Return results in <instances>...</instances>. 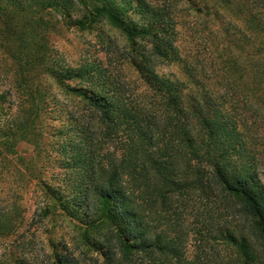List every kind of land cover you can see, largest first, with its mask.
I'll return each instance as SVG.
<instances>
[{"label":"trees","instance_id":"1","mask_svg":"<svg viewBox=\"0 0 264 264\" xmlns=\"http://www.w3.org/2000/svg\"><path fill=\"white\" fill-rule=\"evenodd\" d=\"M79 1L80 6L78 0H0L3 26L23 37L21 84L29 91L30 107L21 116L18 133L40 146L43 131L37 121L43 117L45 94L40 86L32 90L27 85L40 81L42 74L80 100L71 111L75 124L59 131V135L67 131L58 143L62 184L53 187L39 181L54 200L53 206L83 223L81 239L87 251L93 247L104 255L106 264H195L186 257V217L173 202L197 191L208 223L203 234L207 241L236 248L243 264H264L245 228L224 218L225 212L241 216L256 230L252 233L264 239V182L257 173L255 137L246 118L226 108L211 86L198 79L194 67L188 66L191 83L159 70L162 64L184 62L170 8L145 0H121L118 6L112 0H90L92 5ZM130 10L139 16L132 23L122 16ZM47 12L58 13L68 26L89 28L104 17L119 27L130 44L123 59L137 70L147 92L130 100L107 67L96 61L76 67L47 62L41 38L43 32L58 29L57 20L45 19ZM249 14L244 27L236 28L243 35L233 45L238 48L241 41L260 40L258 46L252 45L259 62L247 71L251 80L244 84V64L236 56L229 58L227 75H237L228 84L234 95L245 91L264 108V17ZM26 64L32 66V75ZM107 84L113 93L109 86L104 91ZM20 209L18 204L0 207V233L14 230ZM51 210L47 204L42 214L48 216ZM69 257H60L58 264H80L74 253Z\"/></svg>","mask_w":264,"mask_h":264},{"label":"rangeland","instance_id":"2","mask_svg":"<svg viewBox=\"0 0 264 264\" xmlns=\"http://www.w3.org/2000/svg\"><path fill=\"white\" fill-rule=\"evenodd\" d=\"M87 1L88 5H92L90 0ZM120 1L111 2L118 6ZM145 1L155 6L168 7L172 11L176 21V41L184 60L171 65L162 64L159 70L173 73L191 83L188 71V66L191 65L199 72L198 79L211 86L226 108L246 118L250 135L256 141L257 173L264 182V108L256 96L253 98L245 91L242 96L234 95L228 81H232L237 74L232 77L227 75V62L229 58L236 56L245 67L241 70L243 83L251 80L247 71L250 73L251 68H256L259 62L252 45L258 46L260 40L252 38L248 44L241 41L238 48L233 44H237L235 38L242 37L243 34L236 28L244 27V19L249 13L264 17V1ZM78 2L80 6L81 3L79 0ZM81 7L85 12V6ZM55 14L57 16H53ZM122 16L129 23L137 21L139 17L134 10H130L128 14L122 12ZM44 17L51 23L53 20L58 21V29H49L46 34L43 32L41 38V45L47 49V62L50 61L55 66L76 67L84 61H96L101 67H107L114 80L120 84L123 94L130 100L140 98L142 93L147 92L137 70L123 59L130 44L119 27L104 17L96 19L89 28L68 26L55 12H47ZM227 29L230 30L228 34ZM15 31L6 29L0 20V95H3L0 99V207L9 208L14 204L21 206L15 216L17 225L14 230L11 233H0V264H58L60 257L70 258L71 253L80 258V264H106L104 255L93 247V250L87 251L88 246L81 239L85 230L83 223L64 214L60 206L55 208L54 200L46 194V186L39 182L42 179L53 187L62 184L64 174L57 161L58 143L63 141L67 131L61 135L59 131L71 125V111L80 100L54 82L48 74H42L44 77L40 76V81L29 82L27 85L32 90L38 85L45 94V102L41 103L44 106L43 117L37 121V125H42L43 131L38 141L40 146L37 148L33 141L18 133L21 116L29 109L30 103L29 91L25 92L21 84V68L25 64L22 57L23 37ZM230 39H234L232 43ZM141 42L142 45L145 44L144 40ZM25 67L28 73L32 71L30 64ZM108 86V91L113 93L114 89L110 84L104 85V91H107ZM8 134L12 137H7ZM64 191L68 194V191ZM47 204L52 206V210L48 216H44L42 213ZM173 204L178 205L186 217L185 229L189 232L187 258L195 264L244 263L236 248L221 241H207L203 236L207 232L208 223L197 191L187 196L175 197ZM225 214L227 223L234 219L236 226L245 228L258 254L264 258V239L260 234L256 236L252 233L251 223L241 216L231 217L227 212ZM81 216V219L86 218L85 215ZM220 221L223 223V220ZM90 234L95 235L94 230H90Z\"/></svg>","mask_w":264,"mask_h":264}]
</instances>
